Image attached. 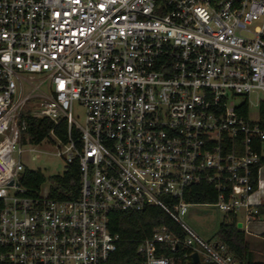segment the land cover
Listing matches in <instances>:
<instances>
[{
	"label": "built area",
	"instance_id": "1",
	"mask_svg": "<svg viewBox=\"0 0 264 264\" xmlns=\"http://www.w3.org/2000/svg\"><path fill=\"white\" fill-rule=\"evenodd\" d=\"M253 94L264 102V0H0V264H104L119 240L110 211L147 206L184 237L155 227L137 247L143 264H174L156 249L178 244L235 264L182 217L201 184L241 228L263 215ZM27 117L53 123L38 143ZM38 146L64 170L77 161V197L22 183Z\"/></svg>",
	"mask_w": 264,
	"mask_h": 264
},
{
	"label": "trees",
	"instance_id": "2",
	"mask_svg": "<svg viewBox=\"0 0 264 264\" xmlns=\"http://www.w3.org/2000/svg\"><path fill=\"white\" fill-rule=\"evenodd\" d=\"M246 107V104L244 105ZM259 125L264 128V102L258 107ZM53 127L48 119H36L27 117V132L30 140L38 143ZM56 134L65 140V126L61 122L55 128ZM258 149V147H256ZM259 164H264V158ZM52 181L49 195L58 199L75 198L79 191V175L77 161H73L66 169L57 175L48 177ZM45 177L39 170L25 168L22 183L30 188L37 189L44 183ZM187 200L197 203H205L214 200V193L210 187L204 184L193 187L192 195ZM263 212V211H262ZM237 219L233 214H225L215 233L216 241L224 243L227 253L232 257L235 264H264V260H256L250 251L249 244L245 239L242 229L236 227ZM165 225L178 238L183 239L184 233L179 225L167 215L161 208L147 206L140 211L111 210L109 214L108 229L118 234L117 249L112 253L104 264H143L144 258L137 252V247L142 240L150 237L155 227ZM156 253L173 260L174 264H210L200 259L194 262L190 256L191 250L178 244L171 249L166 246H157Z\"/></svg>",
	"mask_w": 264,
	"mask_h": 264
},
{
	"label": "rangeland",
	"instance_id": "3",
	"mask_svg": "<svg viewBox=\"0 0 264 264\" xmlns=\"http://www.w3.org/2000/svg\"><path fill=\"white\" fill-rule=\"evenodd\" d=\"M259 98L260 96L253 94L250 100V116L254 120L258 119L259 116ZM234 100L237 103L241 100V98L236 96ZM72 116L77 122L83 123L84 110L83 107L77 102L72 104ZM261 154L264 157V143L262 145ZM25 164L30 169L41 171L44 175L45 181L40 186L41 195H47L50 186H52V181H50L48 177L51 175L61 174L64 171V163L56 155L52 154L51 150H47V147L45 146L34 147L33 151L26 152ZM262 176L264 177V171ZM225 214L226 213L220 211L214 206L208 205L206 203H200L190 206L187 210V213L182 217V221L203 240L215 241V233L218 230L220 222L224 220ZM256 228L264 230V217L258 224L252 222L247 225L246 231L255 232ZM242 230L245 229L242 228ZM261 236H264V234ZM247 237H250L249 234ZM258 248L264 249V245L259 244ZM255 258L257 260H264V256L261 255H256Z\"/></svg>",
	"mask_w": 264,
	"mask_h": 264
},
{
	"label": "crops",
	"instance_id": "4",
	"mask_svg": "<svg viewBox=\"0 0 264 264\" xmlns=\"http://www.w3.org/2000/svg\"><path fill=\"white\" fill-rule=\"evenodd\" d=\"M263 217H264V212H263V215L258 220L253 221V223H256V224L260 223L262 221ZM237 222H240V221H237ZM246 230H243L245 233V239L249 244L250 251L253 253L254 258L256 255L264 256V249L258 248L259 244L264 245V243H263L264 242V236H261L262 234H264V230H261L260 228H256L255 232H249ZM248 234L250 237H247ZM260 261H263V260H260Z\"/></svg>",
	"mask_w": 264,
	"mask_h": 264
},
{
	"label": "water",
	"instance_id": "5",
	"mask_svg": "<svg viewBox=\"0 0 264 264\" xmlns=\"http://www.w3.org/2000/svg\"><path fill=\"white\" fill-rule=\"evenodd\" d=\"M236 227L238 229H240L241 228V222H237ZM191 257H192L194 262H198L199 261V256H198L197 252H193Z\"/></svg>",
	"mask_w": 264,
	"mask_h": 264
}]
</instances>
